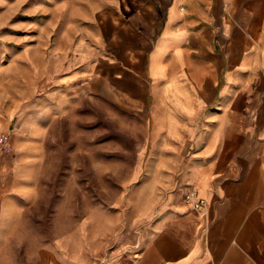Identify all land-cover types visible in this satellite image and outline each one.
Wrapping results in <instances>:
<instances>
[{
  "label": "crops",
  "instance_id": "obj_1",
  "mask_svg": "<svg viewBox=\"0 0 264 264\" xmlns=\"http://www.w3.org/2000/svg\"><path fill=\"white\" fill-rule=\"evenodd\" d=\"M43 2L45 62L0 18V264H264V0ZM98 79L148 98L146 170L39 241L48 138Z\"/></svg>",
  "mask_w": 264,
  "mask_h": 264
},
{
  "label": "rangeland",
  "instance_id": "obj_2",
  "mask_svg": "<svg viewBox=\"0 0 264 264\" xmlns=\"http://www.w3.org/2000/svg\"><path fill=\"white\" fill-rule=\"evenodd\" d=\"M43 4L37 0L35 14L29 11L30 0H21L18 7L5 0L0 6L6 29L17 21L25 24L21 40L35 42L38 63L49 59L47 47L56 39L39 25L44 24ZM30 14L37 20L36 36L28 35ZM107 14L102 12V18ZM148 105L147 97L131 98L119 85L98 79L94 93L81 98L66 124L50 134L47 157L40 165L44 213L37 217L43 221L31 217L29 222L39 241L60 236L94 205L123 201L126 190L140 183L134 174L146 170L152 153Z\"/></svg>",
  "mask_w": 264,
  "mask_h": 264
},
{
  "label": "built area",
  "instance_id": "obj_3",
  "mask_svg": "<svg viewBox=\"0 0 264 264\" xmlns=\"http://www.w3.org/2000/svg\"><path fill=\"white\" fill-rule=\"evenodd\" d=\"M7 140H8V137H7ZM188 198H194L196 197L197 198V195H196V192L195 191H191L188 195H187ZM205 205V200L202 199V198H197L196 201L194 202V208L196 210H200L204 207Z\"/></svg>",
  "mask_w": 264,
  "mask_h": 264
}]
</instances>
